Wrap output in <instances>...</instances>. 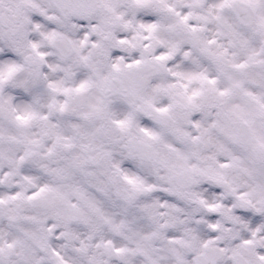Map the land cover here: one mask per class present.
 Masks as SVG:
<instances>
[{"label":"snow or ice","instance_id":"obj_1","mask_svg":"<svg viewBox=\"0 0 264 264\" xmlns=\"http://www.w3.org/2000/svg\"><path fill=\"white\" fill-rule=\"evenodd\" d=\"M0 264H264V0H0Z\"/></svg>","mask_w":264,"mask_h":264}]
</instances>
